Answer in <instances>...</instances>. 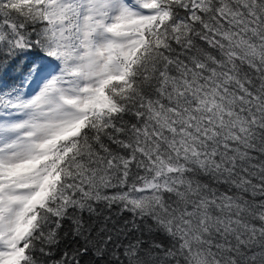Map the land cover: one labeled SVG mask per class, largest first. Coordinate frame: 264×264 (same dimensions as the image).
Returning a JSON list of instances; mask_svg holds the SVG:
<instances>
[{"label": "snow or ice", "instance_id": "1", "mask_svg": "<svg viewBox=\"0 0 264 264\" xmlns=\"http://www.w3.org/2000/svg\"><path fill=\"white\" fill-rule=\"evenodd\" d=\"M0 264H264V0H0Z\"/></svg>", "mask_w": 264, "mask_h": 264}]
</instances>
